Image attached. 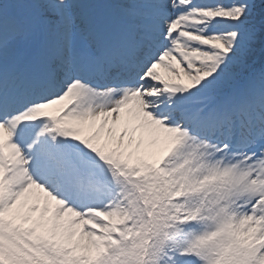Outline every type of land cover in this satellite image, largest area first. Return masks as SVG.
<instances>
[{
	"label": "snow or ice",
	"instance_id": "snow-or-ice-1",
	"mask_svg": "<svg viewBox=\"0 0 264 264\" xmlns=\"http://www.w3.org/2000/svg\"><path fill=\"white\" fill-rule=\"evenodd\" d=\"M0 264H264V0H0Z\"/></svg>",
	"mask_w": 264,
	"mask_h": 264
}]
</instances>
